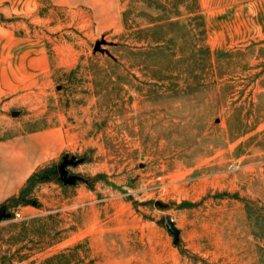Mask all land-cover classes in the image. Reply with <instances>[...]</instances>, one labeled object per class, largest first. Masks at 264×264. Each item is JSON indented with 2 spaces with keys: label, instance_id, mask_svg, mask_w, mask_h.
Wrapping results in <instances>:
<instances>
[{
  "label": "rangeland",
  "instance_id": "rangeland-1",
  "mask_svg": "<svg viewBox=\"0 0 264 264\" xmlns=\"http://www.w3.org/2000/svg\"><path fill=\"white\" fill-rule=\"evenodd\" d=\"M34 135L0 264H264V0H0V143Z\"/></svg>",
  "mask_w": 264,
  "mask_h": 264
},
{
  "label": "crops",
  "instance_id": "crops-1",
  "mask_svg": "<svg viewBox=\"0 0 264 264\" xmlns=\"http://www.w3.org/2000/svg\"><path fill=\"white\" fill-rule=\"evenodd\" d=\"M120 14L122 15V12H120ZM118 21L117 19L116 23H118ZM26 138L20 137L14 139L11 144L4 145L0 143V147L4 146V148H6L4 154L10 157L12 163L16 165L15 173L9 180L7 186L0 189V197H3L4 200L18 195L21 189L26 185L28 179L40 169L39 166H43L45 162L54 159L59 152L63 151L62 148L57 149L52 146V143H49L47 147H43V149L40 147L37 153L39 143L36 141V136H26ZM43 144L41 145L43 146Z\"/></svg>",
  "mask_w": 264,
  "mask_h": 264
},
{
  "label": "trees",
  "instance_id": "trees-1",
  "mask_svg": "<svg viewBox=\"0 0 264 264\" xmlns=\"http://www.w3.org/2000/svg\"><path fill=\"white\" fill-rule=\"evenodd\" d=\"M56 171L53 169V167H46L37 170L27 181L26 186L21 189L20 194L10 199V204L12 207H18L19 203H25L26 204V197L29 195L31 189L38 183H47L51 182L55 179V173Z\"/></svg>",
  "mask_w": 264,
  "mask_h": 264
},
{
  "label": "water",
  "instance_id": "water-1",
  "mask_svg": "<svg viewBox=\"0 0 264 264\" xmlns=\"http://www.w3.org/2000/svg\"><path fill=\"white\" fill-rule=\"evenodd\" d=\"M102 44H105V42H103ZM100 45L101 44H98L96 48L99 49ZM69 163H73V160L68 161L67 158H65V161L63 162V164L60 166V169H59L60 177H61V179L64 180L65 183H73L74 182L73 178L67 179V176H66V174H67L66 167ZM73 164L76 165L77 163H73ZM166 225L171 232L175 231L173 224L170 220H167Z\"/></svg>",
  "mask_w": 264,
  "mask_h": 264
},
{
  "label": "built area",
  "instance_id": "built-area-1",
  "mask_svg": "<svg viewBox=\"0 0 264 264\" xmlns=\"http://www.w3.org/2000/svg\"><path fill=\"white\" fill-rule=\"evenodd\" d=\"M16 216L19 218V217H20V214H19V213H17V214H16Z\"/></svg>",
  "mask_w": 264,
  "mask_h": 264
}]
</instances>
